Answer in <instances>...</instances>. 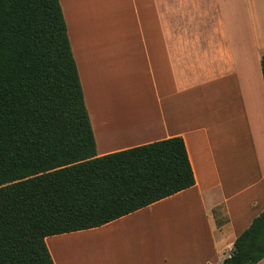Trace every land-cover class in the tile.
Masks as SVG:
<instances>
[{
  "label": "crops",
  "instance_id": "obj_1",
  "mask_svg": "<svg viewBox=\"0 0 264 264\" xmlns=\"http://www.w3.org/2000/svg\"><path fill=\"white\" fill-rule=\"evenodd\" d=\"M115 3L110 16L103 0H59L96 156L179 137L194 185L45 238L52 262L221 264L264 210V0Z\"/></svg>",
  "mask_w": 264,
  "mask_h": 264
},
{
  "label": "trees",
  "instance_id": "obj_2",
  "mask_svg": "<svg viewBox=\"0 0 264 264\" xmlns=\"http://www.w3.org/2000/svg\"><path fill=\"white\" fill-rule=\"evenodd\" d=\"M264 84V53L260 57ZM172 137L96 156L59 0H0V264H53L45 238L98 228L189 189ZM217 228L227 222L212 209ZM264 258V210L221 264Z\"/></svg>",
  "mask_w": 264,
  "mask_h": 264
},
{
  "label": "rangeland",
  "instance_id": "obj_3",
  "mask_svg": "<svg viewBox=\"0 0 264 264\" xmlns=\"http://www.w3.org/2000/svg\"><path fill=\"white\" fill-rule=\"evenodd\" d=\"M116 0H103V14H108L110 16H114L115 15V9H116V3H115ZM126 7L128 9H131V5H130V0H123ZM129 13H131V11H128ZM68 35V33H67ZM98 36V35H97ZM69 38V36H68ZM92 43H97L96 42V36L95 34L93 33V36H92ZM147 213L144 212L142 213V215L139 217V219H143V220H147ZM98 234V233H96Z\"/></svg>",
  "mask_w": 264,
  "mask_h": 264
}]
</instances>
